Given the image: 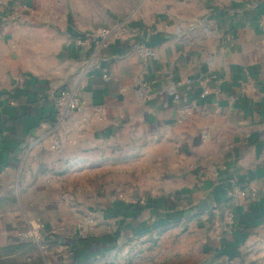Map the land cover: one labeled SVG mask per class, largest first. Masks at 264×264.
<instances>
[{"label": "crops", "instance_id": "obj_1", "mask_svg": "<svg viewBox=\"0 0 264 264\" xmlns=\"http://www.w3.org/2000/svg\"><path fill=\"white\" fill-rule=\"evenodd\" d=\"M121 26L86 70L75 38L95 29L0 0V252L28 244L24 221L60 239L93 219L76 242L87 256L110 221L120 236L196 210L264 209V0H144ZM60 89L81 102L63 119Z\"/></svg>", "mask_w": 264, "mask_h": 264}, {"label": "rangeland", "instance_id": "obj_2", "mask_svg": "<svg viewBox=\"0 0 264 264\" xmlns=\"http://www.w3.org/2000/svg\"><path fill=\"white\" fill-rule=\"evenodd\" d=\"M38 1L43 7L67 12L73 25L96 30L122 24L144 0ZM191 216L167 229H161L165 224L161 221L157 226L161 230L120 233L100 247L102 253L91 255L90 250L87 256L77 252L76 242L88 238L87 230L96 226L93 219L57 230L63 232L60 239V235L54 239L42 233L38 242L24 234L29 224L39 223L24 221L19 236L29 245L24 244L21 252H0V264H264V209L244 212L222 206L196 210ZM103 231L114 236L118 229L110 221Z\"/></svg>", "mask_w": 264, "mask_h": 264}, {"label": "built area", "instance_id": "obj_3", "mask_svg": "<svg viewBox=\"0 0 264 264\" xmlns=\"http://www.w3.org/2000/svg\"><path fill=\"white\" fill-rule=\"evenodd\" d=\"M122 26L117 25L113 28H99L91 34H79L75 38L76 45L87 53V58L85 60L84 68L87 70L90 67L98 66L101 61V53L104 49L108 48L111 43V38L119 39L122 36L123 29ZM135 49L140 53L142 58H148L154 55V52L145 46L144 43L135 46ZM106 78V75H103ZM208 95V90L203 89L199 95L200 98ZM175 98H177L175 96ZM54 104V110L56 116L63 119L70 112H75L80 108L81 102L77 96L76 90H65L60 89L54 92L51 96ZM99 109L95 112L98 114ZM231 193L227 192L226 196H230ZM244 196V193H240ZM42 235V226L39 224H29L24 236L30 238L32 241L38 242Z\"/></svg>", "mask_w": 264, "mask_h": 264}, {"label": "trees", "instance_id": "obj_4", "mask_svg": "<svg viewBox=\"0 0 264 264\" xmlns=\"http://www.w3.org/2000/svg\"><path fill=\"white\" fill-rule=\"evenodd\" d=\"M132 206H136V207H138L139 209H143V208H146L147 207V205H146V203L145 204H140V203H137V204H134V205H132ZM192 211H193V209H191L190 211H187V213L189 214H191L192 213ZM258 211V210H257ZM256 213H258V212H256ZM196 214H194V216H195ZM191 217H193V216H191ZM191 217H189V218H187V219H190ZM179 220L180 219H174V218H171V217H165V224L163 225V227L161 228V229H167L168 227H170V225H172V224H176V223H178L179 222ZM156 228V227H155ZM154 227L152 228V226H150L149 227V231L150 230H156V229H159L158 227L155 229ZM161 229H159V230H161ZM118 232H116V233H114V236H111V235H107V240H108V242L109 243H111L112 241H114L115 239H117L118 238ZM80 242H82V241H80ZM79 242V243H80Z\"/></svg>", "mask_w": 264, "mask_h": 264}]
</instances>
